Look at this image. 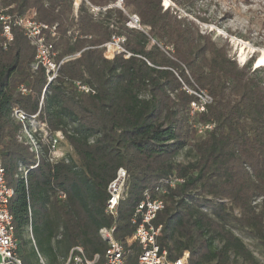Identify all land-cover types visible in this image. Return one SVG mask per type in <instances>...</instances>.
Listing matches in <instances>:
<instances>
[{
  "label": "trees",
  "instance_id": "trees-1",
  "mask_svg": "<svg viewBox=\"0 0 264 264\" xmlns=\"http://www.w3.org/2000/svg\"><path fill=\"white\" fill-rule=\"evenodd\" d=\"M86 1L74 10L73 0H0V9L17 18L33 9L38 21L57 24L56 62L79 53L60 64L39 116L51 134L61 133L59 143L68 150L50 162L35 132L42 154L34 166L11 110L35 112L47 76L40 65L32 70L35 47L23 32L14 27L5 46L0 27V161L14 189L8 209L23 264H32L22 252L28 211L34 253L52 263L57 255L65 259L74 245L88 256L102 255L106 243L99 230L114 226L117 240L129 237L142 193L155 196L159 180L171 174L183 182L159 194L164 208L154 220L168 257L186 253L187 264H259L233 230L254 240L264 255L262 67L252 68V61L238 65L223 45L200 33L188 16L163 8L162 0H122L143 29L125 24L128 16L114 5L117 0ZM119 35L130 55L105 58L101 46ZM76 81L94 93L79 92ZM182 83L211 96L204 111L190 113L197 97ZM20 85L27 95L16 93ZM206 125L211 127L198 132ZM120 167L126 178L112 216L104 212L107 185ZM214 239L221 241L218 248Z\"/></svg>",
  "mask_w": 264,
  "mask_h": 264
},
{
  "label": "built area",
  "instance_id": "built-area-1",
  "mask_svg": "<svg viewBox=\"0 0 264 264\" xmlns=\"http://www.w3.org/2000/svg\"><path fill=\"white\" fill-rule=\"evenodd\" d=\"M80 1L82 0H73L74 10L77 9ZM83 1L88 3L86 0ZM114 5L123 10L122 0H117ZM93 9L98 10L99 8L94 7ZM123 12L126 13L124 10ZM35 16L36 12L33 9L28 10L18 18L7 13L5 9H0V27L4 45L6 46L13 39L12 29L14 27L19 28L30 44L35 47L34 62L31 65L32 70H36L40 65L45 69L47 76V84L41 91L39 105L35 112H25L18 106H13L11 110V116L21 124V130L17 138L28 145L29 151L36 158L34 166H37L42 154V148L34 136L35 132L39 133L41 142L45 140L47 159L50 162L63 156L57 148L59 140L62 138L61 133L56 131L51 134L46 125L40 122L39 116L47 86L55 80L60 64L77 56L79 53L67 56L56 62L54 60L53 42L57 38V24L50 25L38 21ZM127 16L128 20L125 24L128 27L143 29L136 14H127ZM124 44V36H112L109 41L101 46L103 47V56L107 59H112L120 54L128 57L130 53L126 50ZM167 48L171 49L170 46ZM182 85L186 92L192 93L197 97V101L191 102V114L196 111H204L206 105L211 103L212 98L206 91H194L188 88L186 84L182 83ZM75 86L79 92L94 93V89L91 86L80 81H76ZM16 93L27 95L29 89L24 85H20ZM210 127V125H206L198 126L197 128L198 132H202L203 129ZM125 178L126 172L124 168L120 167L117 169L115 177L107 185L109 196L104 212L108 215H117L118 203L123 196ZM182 182V177L171 174L159 180L155 188V196L149 190H145L142 193L132 212L131 221L135 224V228L129 237L124 240H117L113 235L114 226L111 228L103 227L99 230L101 239L106 243V248L102 255L94 253L88 256L81 245H74L70 248L61 264H187L186 253L176 259L168 257V251L161 248L158 243L161 226L154 224L157 213L164 208V200L159 197V194L165 193L168 188H174ZM13 195L14 189L6 184L4 168L0 161V264H23L18 253V243L15 237L12 215L8 209ZM59 197L63 198L64 194L59 193ZM28 217L27 232L33 241L30 211H28Z\"/></svg>",
  "mask_w": 264,
  "mask_h": 264
},
{
  "label": "rangeland",
  "instance_id": "rangeland-1",
  "mask_svg": "<svg viewBox=\"0 0 264 264\" xmlns=\"http://www.w3.org/2000/svg\"><path fill=\"white\" fill-rule=\"evenodd\" d=\"M169 2L165 6L162 0L163 8L170 7L188 16L198 26L200 33L211 35L218 45H223L238 65L252 61V68L256 67L258 56L264 53V0H184V6H178L171 0ZM258 67H262L260 74L264 77V63ZM42 142L45 143V140ZM57 148L62 154L68 150L63 143H58ZM235 212L237 213V210ZM233 231L252 250L258 263L264 264V255L256 242L236 229ZM23 237L22 252L30 263L60 264L64 261L57 255V261L52 263L48 255L39 254L36 249L34 253L32 247H35V244L27 231ZM40 242L42 246L47 245L43 238H40ZM220 245L219 239L212 241L213 247L218 248ZM237 264L248 263L239 259Z\"/></svg>",
  "mask_w": 264,
  "mask_h": 264
},
{
  "label": "bare ground",
  "instance_id": "bare-ground-1",
  "mask_svg": "<svg viewBox=\"0 0 264 264\" xmlns=\"http://www.w3.org/2000/svg\"><path fill=\"white\" fill-rule=\"evenodd\" d=\"M169 0H164V5L167 6L169 4ZM264 63V53H262L260 56H258L256 60V67L262 65Z\"/></svg>",
  "mask_w": 264,
  "mask_h": 264
}]
</instances>
